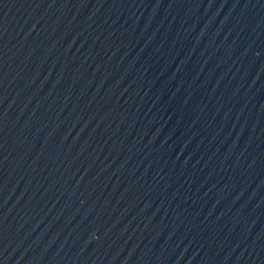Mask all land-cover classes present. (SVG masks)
<instances>
[{"label":"water","instance_id":"obj_1","mask_svg":"<svg viewBox=\"0 0 264 264\" xmlns=\"http://www.w3.org/2000/svg\"><path fill=\"white\" fill-rule=\"evenodd\" d=\"M0 264H264V0H0Z\"/></svg>","mask_w":264,"mask_h":264}]
</instances>
